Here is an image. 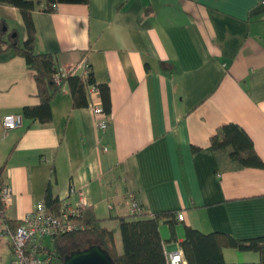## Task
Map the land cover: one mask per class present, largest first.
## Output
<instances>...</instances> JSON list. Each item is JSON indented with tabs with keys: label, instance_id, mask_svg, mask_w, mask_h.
<instances>
[{
	"label": "crops",
	"instance_id": "0c3cea01",
	"mask_svg": "<svg viewBox=\"0 0 264 264\" xmlns=\"http://www.w3.org/2000/svg\"><path fill=\"white\" fill-rule=\"evenodd\" d=\"M0 18L27 40L20 9L0 4ZM34 20L37 52L66 71L86 60L109 86L110 126L97 129L93 106L74 109L65 83L51 123L24 119L4 130V115L40 98L26 59L0 51V167L14 192L8 218L22 221L51 184L62 210L92 207L115 228L119 248L128 192L145 212L184 215L160 223L166 251L180 246L187 226L264 236V169L220 160L211 143L219 126L236 123L264 160V0H91L35 11ZM71 188L84 190V203ZM234 250L254 252L226 248L225 259Z\"/></svg>",
	"mask_w": 264,
	"mask_h": 264
},
{
	"label": "trees",
	"instance_id": "16d2710c",
	"mask_svg": "<svg viewBox=\"0 0 264 264\" xmlns=\"http://www.w3.org/2000/svg\"><path fill=\"white\" fill-rule=\"evenodd\" d=\"M90 1L0 0V4L20 9L28 31L27 40L21 42L17 29L9 30L6 20L0 18V51L13 49L16 55L26 59L29 67L35 72L40 104L26 106L22 109L24 119L30 120L31 123L48 124L52 122L51 105L65 83H68L72 92L74 109L95 104L89 95V87L94 85L99 89V103L107 114L111 113L109 86L96 82L90 64H88L87 75L71 71L64 82L58 85L56 74L60 66L56 57L50 53L36 51L35 11L54 13L61 4L89 5ZM211 143L220 160L226 157L238 168L264 169V160L257 152L253 139L239 124L228 123L219 126L211 138ZM5 168L6 163L0 167V184L4 183ZM44 199L49 212L59 217L62 204L60 199L54 196L51 184H48L46 188ZM2 208L3 202L0 197V209ZM177 217V214L171 211L153 214L144 211L139 217L131 215L118 217L122 240V247L119 248L116 240L117 230L105 226L103 219L97 216L92 207H82L70 216V220L77 225V228L70 232L56 234L52 241L51 253L64 263L65 259L74 252L98 246L112 258L115 264H168L160 223L167 220L175 225L179 221ZM6 221L12 229L22 225L21 220L7 218ZM180 247L188 264H264V236L237 239L228 233H205L200 229L187 226ZM226 248L257 252L260 260L257 263L227 262L224 254Z\"/></svg>",
	"mask_w": 264,
	"mask_h": 264
},
{
	"label": "built area",
	"instance_id": "2783aa9c",
	"mask_svg": "<svg viewBox=\"0 0 264 264\" xmlns=\"http://www.w3.org/2000/svg\"><path fill=\"white\" fill-rule=\"evenodd\" d=\"M86 60L72 70L73 73H83L87 75L89 67ZM71 71L59 68L56 74V83L61 85ZM89 95L93 100L99 99V89L91 85ZM93 111L96 117V127L101 132L109 129V114H107L101 104H94ZM24 117L21 113L6 114L1 118V125L4 130H14L23 126ZM71 194L77 193L81 203L85 202V192L82 189L71 188ZM13 189L7 183L0 184V197L3 208L0 209V240L7 238L11 252L15 260L13 264H63L52 253V241L56 234L73 231L77 225L70 220V216L76 211L62 210L60 216H55L49 212L45 200L37 202L34 210L27 214L22 220V225L12 229L7 224V211L12 204ZM130 202V215L139 217L143 214V208L136 199L133 192L127 193ZM112 208L113 206L110 205ZM178 220H183L184 215L178 214ZM168 264H188L182 248L177 244L176 249L166 251ZM1 264V263H0Z\"/></svg>",
	"mask_w": 264,
	"mask_h": 264
},
{
	"label": "water",
	"instance_id": "95a60500",
	"mask_svg": "<svg viewBox=\"0 0 264 264\" xmlns=\"http://www.w3.org/2000/svg\"><path fill=\"white\" fill-rule=\"evenodd\" d=\"M63 264H115L112 258L100 247L93 246L86 250L74 252Z\"/></svg>",
	"mask_w": 264,
	"mask_h": 264
},
{
	"label": "rangeland",
	"instance_id": "374dc122",
	"mask_svg": "<svg viewBox=\"0 0 264 264\" xmlns=\"http://www.w3.org/2000/svg\"><path fill=\"white\" fill-rule=\"evenodd\" d=\"M20 38V36H19ZM121 247V243H120ZM245 254V253H244ZM15 260V257L13 253L11 252V249L9 248V242L7 238H3L0 240V263L1 264H13ZM226 260L228 261H247V260H257L259 261V255L257 253H249L245 254L244 258L240 255L237 256V251H230L228 254H226Z\"/></svg>",
	"mask_w": 264,
	"mask_h": 264
}]
</instances>
